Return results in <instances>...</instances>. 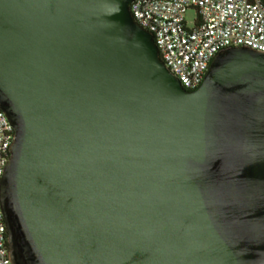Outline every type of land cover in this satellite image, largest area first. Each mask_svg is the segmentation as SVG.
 I'll list each match as a JSON object with an SVG mask.
<instances>
[{
	"label": "water",
	"instance_id": "obj_1",
	"mask_svg": "<svg viewBox=\"0 0 264 264\" xmlns=\"http://www.w3.org/2000/svg\"><path fill=\"white\" fill-rule=\"evenodd\" d=\"M132 0H0L11 264H264V52L183 88Z\"/></svg>",
	"mask_w": 264,
	"mask_h": 264
},
{
	"label": "built area",
	"instance_id": "obj_2",
	"mask_svg": "<svg viewBox=\"0 0 264 264\" xmlns=\"http://www.w3.org/2000/svg\"><path fill=\"white\" fill-rule=\"evenodd\" d=\"M195 16L185 20L188 9ZM134 21L150 32L159 56L186 90L198 87L216 53L230 46L264 52V0H132ZM14 130L0 110V178ZM0 264H11L0 208Z\"/></svg>",
	"mask_w": 264,
	"mask_h": 264
},
{
	"label": "rangeland",
	"instance_id": "obj_3",
	"mask_svg": "<svg viewBox=\"0 0 264 264\" xmlns=\"http://www.w3.org/2000/svg\"><path fill=\"white\" fill-rule=\"evenodd\" d=\"M194 16H195V11L194 9L190 8L186 11L185 13V20L187 22L188 25L191 24V22L193 21L194 19Z\"/></svg>",
	"mask_w": 264,
	"mask_h": 264
}]
</instances>
